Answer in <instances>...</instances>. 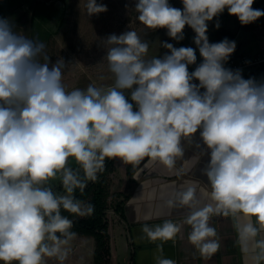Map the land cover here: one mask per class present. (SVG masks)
<instances>
[{
	"label": "clouds",
	"instance_id": "1",
	"mask_svg": "<svg viewBox=\"0 0 264 264\" xmlns=\"http://www.w3.org/2000/svg\"><path fill=\"white\" fill-rule=\"evenodd\" d=\"M182 3L181 10L169 0H137L135 11L147 29L166 28L176 41L184 39L186 25L192 28L203 58L194 71L188 70L197 60L194 48L165 41L161 46L170 54L146 59L148 42L129 30L103 41L114 85L90 83L70 91L62 82L64 60L49 67L45 44L0 17L2 264H46V258L64 264L77 233L62 210L78 217L94 212L76 190L83 193L88 182H96L106 160L137 165L149 157L173 169L184 155L182 140L191 143L198 130L210 150L202 169L211 189L207 202L197 198L194 185H181L165 203L170 210L187 209L183 222L145 223L136 242H174L187 225L189 243L210 258L220 248L210 219L231 217L240 250L252 264H264V79H245L242 70L226 68L235 41L210 43L206 34L207 22L225 9L242 25L264 10L254 9V0ZM84 7L88 15L107 11L96 0ZM57 178L63 192L49 183ZM157 253L155 264H176L163 257L162 244Z\"/></svg>",
	"mask_w": 264,
	"mask_h": 264
},
{
	"label": "crops",
	"instance_id": "2",
	"mask_svg": "<svg viewBox=\"0 0 264 264\" xmlns=\"http://www.w3.org/2000/svg\"><path fill=\"white\" fill-rule=\"evenodd\" d=\"M96 2L107 7V11L99 16H110L111 11L117 10V22L120 21V7L124 3L122 0H96ZM85 3L86 0H0V17L8 18L15 31L22 32L30 38H38L46 47L61 48L83 41L85 45H90L87 47L94 46L95 42L103 47V41L109 36V26L98 31V34L101 32L100 36L92 34L91 37L86 35L80 38L73 32L75 24L79 21L78 15L82 9H86ZM180 7L183 8V3ZM252 7L264 10V0H254ZM224 11L226 12L227 9ZM219 16H222V13ZM223 18L224 21L219 17H214L212 21L207 22L212 27L209 30L212 33H206L210 43H217L225 38L235 41L234 52L237 54H254L264 47V16L247 25H242L236 16L229 15V13ZM217 22L220 24L219 28L215 27ZM191 35L192 44L197 47L194 43L195 32L192 31ZM198 53L199 49L196 54ZM85 58L91 59V63H94V59L101 62L103 69L101 74H95V70H90L86 76L87 82H82V84L88 86L94 83L96 86L104 87L114 85V81L109 79L110 71L108 68L104 69V60L106 61L105 67L108 66L104 55L96 59L90 53L85 54ZM263 75L264 71L251 69L242 76L248 79L261 78ZM201 91L204 90L201 89ZM181 143L184 155L178 158L173 169H168L159 161L145 157L134 166L133 174H129L130 165L124 164L118 158L115 159L113 176L119 174L124 177L120 190L129 196L124 202L123 212L116 211L114 207V219L108 220L111 264L119 263L120 259L122 264H155L154 256L158 254L157 246L161 244L163 257L176 261V264H252L250 258L240 250L236 243L237 234L231 217L214 216L210 219V226L216 229L220 240L218 252L210 258L201 257L194 246L189 243L190 226L187 225L183 226L174 242L171 240L149 242L146 239L139 243L136 242L141 235L140 229L145 223L155 225L166 219L177 223L183 222L187 209L170 210L165 203L181 185H194L197 198L202 202H207V193L211 189L207 184V177L202 174V169L210 161V150H206V146L203 145L199 130L193 135L191 143L187 140H182ZM197 144H200L199 148ZM71 166L75 168L77 165L73 163ZM119 168L124 170L122 174ZM49 183L59 187L57 192L63 191L58 178ZM170 211L171 214H169ZM252 219L255 220L254 217ZM76 233L77 237L69 245L70 253L64 264H95V237ZM46 264H59V262L55 258H46Z\"/></svg>",
	"mask_w": 264,
	"mask_h": 264
},
{
	"label": "rangeland",
	"instance_id": "3",
	"mask_svg": "<svg viewBox=\"0 0 264 264\" xmlns=\"http://www.w3.org/2000/svg\"><path fill=\"white\" fill-rule=\"evenodd\" d=\"M124 3H122L120 9V21L117 22V10L114 12L111 11L110 16L104 15L99 16V14H93L88 15L86 9H82L80 14L78 15L79 21L75 24L73 32L81 38V36L89 35V37L92 36V34L95 35H101V32L98 34V31H100L105 26H109V35L116 34L119 36L120 34L133 30L140 35L141 39L144 41H147L149 44V50L147 53L146 59H151L152 57H158L162 58L165 54H170L169 50L166 48H163L161 46L162 42H168L171 43L174 47H192L196 50L197 53V47H194L191 40V33L192 28L189 26H185L183 32H184V39L181 41H176L172 38H170L167 35V29L166 28H158L155 30L147 29L143 24H141L137 20L138 13L135 11V4L137 0H122ZM169 3L178 9H183L180 7L181 0H169ZM227 12V11H226ZM225 11L222 13V16H218L221 18L222 21H224L223 17H226ZM82 14V15H81ZM95 15V16H94ZM98 15V16H96ZM94 16V17H93ZM209 23V22H208ZM212 27L208 24V34H211L212 31H209ZM208 36V35H207ZM209 39V36H208ZM239 38H237L238 40ZM85 45L84 41L76 44H69L66 46H63L61 48H58L57 46H48L46 47V54L49 55L50 63L49 67H51L52 64H55L58 59H63L67 67L64 70V75L62 82L65 85L67 90H72L73 88H81L84 89L87 86L82 84V82H87L86 76L89 73L90 70H95V74L102 72V64L99 61H95L94 63H91V59L88 60V58H85V54H93V57L98 59L102 58L104 55L106 57L107 54V48L105 46H101L97 42H95L94 46ZM75 55V56H73ZM197 60L195 64L188 65L189 71H194L195 68L199 65L200 60H202V57L200 54H196ZM105 60H104V69L107 70L108 66L105 67ZM95 66V67H94ZM109 71V69H108ZM109 79L114 81V76L109 74ZM257 81H260L264 79V75L261 78H255ZM77 83V84H76ZM76 84V85H75ZM127 94V93H126ZM70 165H73L74 160L70 158ZM120 173L124 171L122 168H119ZM124 180V177H122L119 174H114L113 172L109 175L108 179V197H107V209H106V219L107 220H113L114 219V207L116 205V202L119 201L122 196L119 195L121 192L120 188L122 185V182ZM54 189V191H58L57 186L51 185ZM63 192V191H62ZM86 203V201H83ZM48 261H50L48 259ZM120 262L117 264H122V260H119ZM2 264V262H0ZM15 264V262H14Z\"/></svg>",
	"mask_w": 264,
	"mask_h": 264
},
{
	"label": "trees",
	"instance_id": "4",
	"mask_svg": "<svg viewBox=\"0 0 264 264\" xmlns=\"http://www.w3.org/2000/svg\"><path fill=\"white\" fill-rule=\"evenodd\" d=\"M115 159L106 160L105 170L98 175L96 182H88L83 193L78 189L75 192L77 199L86 201L94 206V212L89 216L78 217L62 210V214L73 220L72 230L81 234L93 235L96 240L95 264H111L110 236L108 233V220L106 219L108 179L115 169ZM135 165H130L129 174H133ZM123 196L116 202L115 210L123 212L124 202L128 194L120 193Z\"/></svg>",
	"mask_w": 264,
	"mask_h": 264
},
{
	"label": "built area",
	"instance_id": "5",
	"mask_svg": "<svg viewBox=\"0 0 264 264\" xmlns=\"http://www.w3.org/2000/svg\"><path fill=\"white\" fill-rule=\"evenodd\" d=\"M226 68L242 70V75L251 69L264 71V47L254 54H237L233 52L224 65ZM198 84L199 81H193Z\"/></svg>",
	"mask_w": 264,
	"mask_h": 264
}]
</instances>
